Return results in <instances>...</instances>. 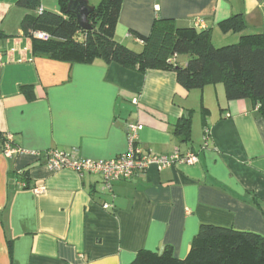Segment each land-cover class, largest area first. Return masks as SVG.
<instances>
[{"label": "crops", "instance_id": "1", "mask_svg": "<svg viewBox=\"0 0 264 264\" xmlns=\"http://www.w3.org/2000/svg\"><path fill=\"white\" fill-rule=\"evenodd\" d=\"M87 1L96 8L101 0ZM17 4L0 0V264H131L141 251L167 248L184 260L202 225L264 237L258 103L228 101L223 84L186 90L175 70L141 74L105 56L71 64L37 55L22 27L28 12ZM49 4L41 0L38 13H61L60 0ZM156 22L206 31L221 48L264 34V0H124L115 39L140 53ZM188 60L176 54L169 62ZM189 114L184 140L176 126ZM130 126H143V153L196 162L153 166L110 189L101 176L49 169L51 151L116 159L129 150ZM9 135L19 153L6 157Z\"/></svg>", "mask_w": 264, "mask_h": 264}, {"label": "trees", "instance_id": "2", "mask_svg": "<svg viewBox=\"0 0 264 264\" xmlns=\"http://www.w3.org/2000/svg\"><path fill=\"white\" fill-rule=\"evenodd\" d=\"M123 1L101 0L90 16L93 27L90 32L79 28L75 17L68 12V0H60V14L44 10L38 13L41 0H18L17 5L28 12L22 27L32 39L37 55L71 64H93L105 56L141 74L150 70H175L178 84L184 89L223 84L228 101L250 99L259 104L264 116V34L242 36L236 44L216 48L206 31L198 33L176 29L171 22H156L151 34L142 38L144 49L138 53L115 39ZM233 21L228 20L224 27H230ZM181 53L189 56L185 67L169 62ZM22 91L30 94L33 88L24 86ZM191 125L189 114L177 124L176 134L189 140ZM12 146L17 147L14 141ZM101 177L108 189L116 183ZM131 264H264V237L233 228L202 225L184 260L176 259L171 248H167L162 252L141 251Z\"/></svg>", "mask_w": 264, "mask_h": 264}, {"label": "built area", "instance_id": "3", "mask_svg": "<svg viewBox=\"0 0 264 264\" xmlns=\"http://www.w3.org/2000/svg\"><path fill=\"white\" fill-rule=\"evenodd\" d=\"M44 38V35H36ZM143 129V126H130V147L127 153L117 157L114 160L106 162H94L89 160H77L64 153L51 151L48 155V167L52 171L63 169H72L81 174L101 175L106 180L112 182L130 181L135 178L138 173L144 172L150 167H157L158 170L172 168L176 165H193L196 162V157L189 154L181 156L175 154L173 156H158L150 153H143L136 145L138 142V132ZM13 137L7 136L5 143L4 154L6 157H11L18 154L19 150L12 146ZM105 209L109 206H104Z\"/></svg>", "mask_w": 264, "mask_h": 264}, {"label": "water", "instance_id": "4", "mask_svg": "<svg viewBox=\"0 0 264 264\" xmlns=\"http://www.w3.org/2000/svg\"><path fill=\"white\" fill-rule=\"evenodd\" d=\"M95 8L87 0H69L68 12L76 17L77 24L84 31H92L93 27L89 22V16Z\"/></svg>", "mask_w": 264, "mask_h": 264}, {"label": "rangeland", "instance_id": "5", "mask_svg": "<svg viewBox=\"0 0 264 264\" xmlns=\"http://www.w3.org/2000/svg\"><path fill=\"white\" fill-rule=\"evenodd\" d=\"M54 1H55L56 5H58L59 0H48V2H50L49 5H51V7L53 6ZM60 10H61V7L58 9V12H60ZM78 38L81 39V38H83V36L80 34V35H78ZM179 56H181L182 59H189L188 54H185V53H181V54H179Z\"/></svg>", "mask_w": 264, "mask_h": 264}]
</instances>
